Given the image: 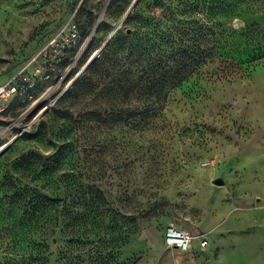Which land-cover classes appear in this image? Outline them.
Here are the masks:
<instances>
[{
	"label": "rangeland",
	"instance_id": "374dc122",
	"mask_svg": "<svg viewBox=\"0 0 264 264\" xmlns=\"http://www.w3.org/2000/svg\"><path fill=\"white\" fill-rule=\"evenodd\" d=\"M133 1L0 0V86L23 91L0 114V147L19 136L0 158V263L35 257L51 224L48 264H264V0H145L115 40L156 24L161 47L216 53L150 111L114 91L120 43L72 85ZM70 24L78 42L47 49ZM56 146L59 162L22 174L24 155ZM172 222L191 253L165 246Z\"/></svg>",
	"mask_w": 264,
	"mask_h": 264
},
{
	"label": "trees",
	"instance_id": "16d2710c",
	"mask_svg": "<svg viewBox=\"0 0 264 264\" xmlns=\"http://www.w3.org/2000/svg\"><path fill=\"white\" fill-rule=\"evenodd\" d=\"M136 9L124 20L123 24L133 20L136 21L137 27L142 21L141 9L145 0H141ZM251 3V2H250ZM241 4L248 5V3L242 2ZM230 0L226 1L225 7L227 9L232 7ZM264 5V2L262 3ZM91 19H94V14L90 13ZM122 24V25H123ZM152 38L146 37L147 34L141 29L137 28L136 32L132 36L123 34L120 38L115 40V35L119 33L116 31L115 35L104 48L100 60H97L89 70L90 74L97 72L103 60L109 57V55L116 52L115 46L120 43L119 52L121 54L123 70H120V74L114 78L115 90L125 91L127 96H138L144 99V108L139 111H150L153 109L155 103L165 106L167 100L172 91L178 86L184 83L192 74L201 68L207 62L214 59L216 53L214 49H207L201 51L198 46H167L161 47L156 42V24H153ZM251 25V28L246 30L245 36L250 39L256 34V29ZM114 31V30H113ZM112 31V32H113ZM88 34V33H86ZM149 33L148 35H150ZM110 36V35H109ZM167 42H174V36L169 33ZM106 41V40H105ZM124 64V65H123ZM72 90L66 92L57 102L58 105L63 103L72 94ZM64 118H72L69 112L63 114ZM122 118V116H119ZM65 149H70V145ZM56 152L54 154L45 155L38 152H29L21 158L20 170L22 174L33 173L37 170L39 165L44 162L55 161L59 162L61 156H66L64 147H55ZM57 159V160H56ZM102 194L104 192H101ZM22 194V193H21ZM19 200L27 201V195L22 194L18 196ZM105 198H107L105 196ZM21 201V203H22ZM40 233L43 235L42 246L40 252L35 257H24L20 254V251L15 249L12 253L14 264H48V253L51 250V243L53 240L58 241L59 230L56 226L49 224L48 226L39 227ZM62 233V232H61ZM3 264V263H0Z\"/></svg>",
	"mask_w": 264,
	"mask_h": 264
},
{
	"label": "built area",
	"instance_id": "2783aa9c",
	"mask_svg": "<svg viewBox=\"0 0 264 264\" xmlns=\"http://www.w3.org/2000/svg\"><path fill=\"white\" fill-rule=\"evenodd\" d=\"M68 28L65 37L52 40L47 49L57 52L61 47L65 48L76 44L80 38L78 28L75 24H70ZM22 93L23 91L12 82L0 86V114L6 110V105L9 101ZM192 242L193 239L190 232L176 223L172 222L166 228L164 243L167 248H177L183 253H188L192 250ZM202 243L203 245L207 244V242Z\"/></svg>",
	"mask_w": 264,
	"mask_h": 264
},
{
	"label": "water",
	"instance_id": "95a60500",
	"mask_svg": "<svg viewBox=\"0 0 264 264\" xmlns=\"http://www.w3.org/2000/svg\"><path fill=\"white\" fill-rule=\"evenodd\" d=\"M140 2H142L141 0H134L130 6V8L128 9V12L126 13V16L124 17V19L118 24V27H116L114 29V31L110 34V36L106 39V41L101 45V48L99 50H97L93 56L90 58V62H89V66L86 67V69L84 68L82 70V73L80 72L79 75L76 77V79L72 82V85L76 84L77 81L82 78L83 75H85L90 69L91 67L94 65V63L99 60L100 56L102 55V52L104 50V48L108 45V43L111 41V39L113 38V36L115 35L116 31H118V29L122 26L124 20H126V18L136 9V7L140 4ZM238 26L241 25L240 21H237ZM69 90V87H67L60 95L59 97L54 101L53 104H55L56 102H58V100ZM50 107H47L45 110L42 111V113L40 114L43 115L46 111H48ZM39 118V117H38ZM24 132V131H23ZM22 134V133H21ZM20 134V135H21ZM19 137V136H18ZM14 138L12 139L9 143L3 145L2 147H0V158L8 151V148H10V146L16 141V139L18 138ZM220 183V182H219ZM217 183V184H219Z\"/></svg>",
	"mask_w": 264,
	"mask_h": 264
},
{
	"label": "bare ground",
	"instance_id": "6f19581e",
	"mask_svg": "<svg viewBox=\"0 0 264 264\" xmlns=\"http://www.w3.org/2000/svg\"><path fill=\"white\" fill-rule=\"evenodd\" d=\"M129 8H130V7H129ZM127 12H128V10H127ZM127 12H126V13H127ZM125 16H126V14L124 15V17H125ZM124 17H123V19H124ZM123 19H122V20H123ZM89 62H90V60H89V61L87 62V64L84 66L85 69H86V67L89 66ZM84 68H83V69H84ZM83 69H82V70H83ZM81 73H82V71H81Z\"/></svg>",
	"mask_w": 264,
	"mask_h": 264
},
{
	"label": "crops",
	"instance_id": "0c3cea01",
	"mask_svg": "<svg viewBox=\"0 0 264 264\" xmlns=\"http://www.w3.org/2000/svg\"><path fill=\"white\" fill-rule=\"evenodd\" d=\"M193 248H194V243L192 242V250L188 253H191L193 251Z\"/></svg>",
	"mask_w": 264,
	"mask_h": 264
}]
</instances>
